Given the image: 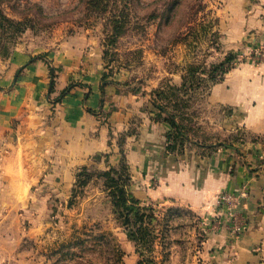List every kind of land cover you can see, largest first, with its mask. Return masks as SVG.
<instances>
[{
  "label": "crops",
  "instance_id": "1",
  "mask_svg": "<svg viewBox=\"0 0 264 264\" xmlns=\"http://www.w3.org/2000/svg\"><path fill=\"white\" fill-rule=\"evenodd\" d=\"M225 7L224 50L260 49L264 0H230ZM93 53L86 36H73L48 56L53 83L50 66L36 60L1 93L0 264H24V239L34 237L52 201L71 197L81 168L120 166L122 135L130 193L142 204L171 201L200 217L204 264H264V65L231 71L208 96L256 137L211 151L170 152L171 124L144 113L139 95L104 81ZM104 193L97 189L92 198Z\"/></svg>",
  "mask_w": 264,
  "mask_h": 264
},
{
  "label": "rangeland",
  "instance_id": "2",
  "mask_svg": "<svg viewBox=\"0 0 264 264\" xmlns=\"http://www.w3.org/2000/svg\"><path fill=\"white\" fill-rule=\"evenodd\" d=\"M228 1L0 0V97L36 60L50 66L53 82L48 56L71 37L84 35L93 57L102 61L104 81L139 95L144 113L159 120L168 116L160 118L154 102L169 113H184L190 132L185 147L204 150L194 142L219 148L254 138L232 120L230 107L208 103L212 65L235 56L219 82L235 69L264 65V45L241 55L224 50ZM190 69L196 73L188 74ZM184 79L187 90H175ZM159 88L165 97L155 94ZM90 171L89 184L77 188L73 198L75 182L66 202L52 201L50 215L40 217L34 237L24 239V264H204L207 233L190 208L171 201L142 204L148 209L143 223L148 231L140 241L136 227L122 224L104 180L96 175L100 170ZM97 189L105 193L92 198Z\"/></svg>",
  "mask_w": 264,
  "mask_h": 264
},
{
  "label": "trees",
  "instance_id": "3",
  "mask_svg": "<svg viewBox=\"0 0 264 264\" xmlns=\"http://www.w3.org/2000/svg\"><path fill=\"white\" fill-rule=\"evenodd\" d=\"M235 56L230 55L229 57L225 58L223 61H221L219 64L212 65L211 71L209 73V78L215 83L219 82L225 74L229 72V66L231 62L234 60ZM196 73V69H190L188 74L190 73ZM184 78V77H183ZM53 83V82H52ZM53 85V84H52ZM175 90L182 91L187 90V83L184 79L181 87L175 88ZM68 91L66 89L63 93L65 94ZM155 94L158 97H165L163 94V89L159 88L156 91H154ZM187 92V91H186ZM183 103L184 100H181ZM185 103V102H184ZM157 110V115L162 118V114H167L164 118L167 122H169L172 126L171 130L167 133V150L170 152L173 151H183L186 141L190 138V132L187 128V126L184 125V121L186 120L182 115L184 113L178 114V113H169L165 106L159 105L157 103L152 104ZM177 111V110H176ZM159 119V118H158ZM195 133V132H194ZM128 134H131L129 132ZM125 135H122L119 139V144L121 147V164L118 168L116 167H110V169L105 171H100L96 175L97 177H100L104 180L106 191L108 192V195L111 197L113 201V205L118 208L120 219H122V224L126 227H136V232L139 234L140 241H144L145 235L148 231V228L143 225L144 223V213L148 210L147 207L142 206V202L137 200L129 190L130 182H131V173L129 170V166L126 163V158L123 152V145L125 142ZM195 145L202 146L205 149L207 148L209 151L216 150L217 145H202V143L194 142ZM201 144V145H200ZM231 144H224V146H231ZM91 177H93V174L90 171V168L85 166L80 169L78 174L76 175V183H75V189L73 190V198H75V193L77 188H84L87 186L91 180ZM138 264H144L142 261H139Z\"/></svg>",
  "mask_w": 264,
  "mask_h": 264
},
{
  "label": "built area",
  "instance_id": "4",
  "mask_svg": "<svg viewBox=\"0 0 264 264\" xmlns=\"http://www.w3.org/2000/svg\"><path fill=\"white\" fill-rule=\"evenodd\" d=\"M219 199L227 200L228 197H227L226 195H221V196L219 197Z\"/></svg>",
  "mask_w": 264,
  "mask_h": 264
}]
</instances>
